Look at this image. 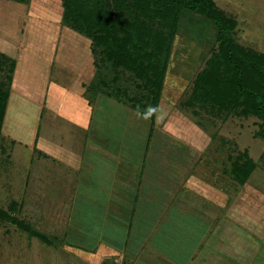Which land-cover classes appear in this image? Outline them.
I'll list each match as a JSON object with an SVG mask.
<instances>
[{"label": "rangeland", "instance_id": "1", "mask_svg": "<svg viewBox=\"0 0 264 264\" xmlns=\"http://www.w3.org/2000/svg\"><path fill=\"white\" fill-rule=\"evenodd\" d=\"M10 1L33 4V17L62 22V0ZM215 2L216 8L234 22V27L230 29L232 43L264 56V0ZM181 25L158 104L156 139L152 145V149L162 147L164 153L163 147H166L172 153L169 159L162 158L160 154L162 162L157 154L158 162L167 167L165 177L160 180L161 164L154 161L150 173L156 177L153 176L151 186L146 187L148 195L161 198L153 201V207L158 211L157 215L156 212L151 215V220L158 223V228L151 235L150 244L157 251L140 253V257H147L140 264L198 263L208 223L213 219L203 214V210L211 212L212 206L197 200L191 206L185 204V200L182 202L181 197H187L185 191H192L189 188L191 186L196 187L203 196L218 199L224 206L222 217L235 224V243L238 244V250L247 255L245 261H238H243L242 264H264V137L261 135L264 117L245 115L239 110L228 116L226 112L206 115L203 126L195 122L193 114L184 107L182 100L191 91L196 73L217 47L218 29L212 21L190 11L185 12ZM12 61L13 58L0 52V88L4 91H11L13 86L9 78ZM64 70L56 66L52 77L66 76ZM105 71L118 84L126 86L132 95L145 93L137 87L144 82L134 72L122 67H110ZM67 76L69 85L74 76L69 73ZM85 87L94 109L90 129H80L62 119V123H57L52 119L50 110L46 111L42 125V134L47 143L59 147L62 144L64 148L81 154L86 162L85 170L81 171H86L83 180L77 178L82 175L81 172L71 169L60 158L46 156L38 144L27 149L19 140H14L12 134L4 132L3 125L0 132V207L46 234L52 243L42 241L10 221L0 220V264H131L134 260L128 252L124 258L118 255L119 250L127 247L123 241L129 214L124 211L115 214L112 208L120 197L130 198L143 187L145 177L142 169L148 160L145 158L143 162L140 156H133L132 149L142 148L143 151L148 124L138 111L134 112L136 116L131 114L129 110L133 108L127 102L114 97L108 99L106 87L99 84V76L94 75L91 83H86ZM104 99L108 103L106 106L103 104ZM16 109L19 110V107ZM140 109L143 108L140 106ZM105 124L109 132L106 127L102 128L101 141L95 132L97 127ZM160 134L170 135L181 145L174 146L175 141L171 145L169 137L162 141ZM90 143L94 146L102 143L113 155H102ZM150 150L151 145L148 153ZM190 151L198 156L196 165L195 155ZM238 156L254 159L258 164L245 185L231 180L227 173ZM118 160L120 164H117ZM128 160L136 167V173L129 170ZM169 167L171 170H168ZM117 169L119 174L116 173ZM116 174L126 175V179L132 178L134 174V180L126 184L121 182L120 186L113 189L114 183L111 181ZM85 179L89 182H85ZM189 182L191 185H188ZM107 206H112V214L106 220ZM132 206L133 210L140 207L137 204ZM143 211V207L137 209L136 215L140 213L141 217ZM147 218H139L138 222H144ZM106 223L110 235L114 236V243L107 252H97L95 250L100 248L101 238H110L107 232L104 237L101 234ZM226 225L227 222L223 220L222 229ZM136 242L135 239L132 247H136ZM84 243H94L95 247L90 251L84 248ZM246 247L248 251L241 250ZM149 258L151 261H148ZM216 260L218 262V258Z\"/></svg>", "mask_w": 264, "mask_h": 264}, {"label": "crops", "instance_id": "2", "mask_svg": "<svg viewBox=\"0 0 264 264\" xmlns=\"http://www.w3.org/2000/svg\"><path fill=\"white\" fill-rule=\"evenodd\" d=\"M33 9V4L29 5L18 1L0 0V52L15 60V70L12 77L13 86L8 100L4 132L12 134L11 136L13 139L19 140L27 149L34 148L38 144V146L44 150L46 156L52 157L53 159H55V157L60 158L68 167L77 172H81L85 170L84 167L86 166V162L83 160L81 154L76 150L64 148L62 144H60L61 147H59L55 144L51 145L47 143L46 139H44V134H42V125L46 111L50 110L52 112V119H55L57 123H62V121H60V119H62L69 124L77 125L80 129L88 130L91 128L94 109L90 99L87 98L85 87L86 83H91V78L95 75L96 69L91 49V41L85 36L72 31L69 27L63 25L61 21L58 22L52 19L33 17L31 13ZM56 66L65 68L64 71H66V76L68 73L71 75L73 74L74 79H71L69 85H67L68 82H66V80L68 81L69 79L68 76L62 75L52 77L53 70ZM101 98L103 97L101 96ZM107 98L109 99L111 97L108 96ZM103 104H105L104 106L108 104L106 103V99L103 100ZM18 107L19 110L16 109ZM129 111L133 116H136L135 113L137 111L135 112L133 109ZM146 122L148 124V129L143 148L144 152L142 148L132 149L133 156H140L143 162L145 158L148 160V164L144 166L143 169L141 168L144 174L143 177H145L143 180V187L138 189L135 195H132L130 198L119 196L121 199L119 198L120 200L117 201L115 207L112 208V206H107L108 214L106 212V220L111 217V208L115 210L113 211L115 214H119V212L123 211L129 214L127 219L128 228H126L125 240L123 241V244L127 245V247H125V249L123 248L124 250H119L120 252H118V255L124 258L127 252V254H131L132 257H130L132 260L134 259L131 264H140V261L147 260V257H140V253L148 254L152 251H157V249L150 244V240L152 241L151 235H154L158 228V223L151 220V215H155V212L157 215L158 211H155L153 207L155 202L153 201L156 199L161 200V198L148 195L146 187L151 186V182L153 181L151 178L156 177L154 174L152 175L150 173V169L153 168V162L156 161V164H161L159 166L160 173H162L160 177L161 180L162 177H165L164 174L167 167L163 163L158 162V157L160 162H162L160 154L162 158L165 157V159H169L172 153V150L166 147H163L164 153L161 151L162 147L152 149L153 142L156 139V131H154L150 143L152 122L150 119H146ZM14 125L16 126L14 127ZM105 127L109 132L107 124L97 127V132H95L96 137L101 141L103 139L102 128ZM18 130H20L21 133H19ZM160 135L163 137V139H161L162 141L169 137L171 138V145L172 141L176 143L174 146L181 145L178 141L173 140L170 135ZM119 138L121 141L122 138ZM85 142H87V140H85ZM84 144L86 147L87 144ZM90 144L92 145L91 147H95L106 157L108 153L113 155L106 147L102 146V143L95 144V146L93 143ZM150 145L151 150L150 153H148ZM190 152L195 155V159L198 157L194 152ZM195 159L194 163L196 165L198 158ZM120 163L121 161L118 160L117 164ZM127 164L129 170L131 172L135 171L136 173V167H134L129 160ZM168 170H171L170 167ZM85 172H81L82 175L80 177L78 175L77 178L83 180L85 178ZM118 172L119 170L117 169L116 173ZM118 174H116L111 181L114 183L112 186L113 189H116L121 182L126 184L134 180V174H132V178L130 179H126V175ZM158 178L159 176H157V179ZM84 181L89 182V180L86 179ZM188 185H191V183L189 182ZM189 188L192 189V191H185L187 197H181L183 198L181 200L182 202L185 200L184 203L190 204L189 206H191L197 200L204 205L212 206L211 212H205L203 210V214H207L210 219H213L208 223L209 228L206 231L202 243L203 245L199 250L200 258L197 264H242L243 261H245L244 259L247 258V255L239 251L238 244L235 243L237 236L236 228L234 227L235 224L225 216L222 217L224 206L222 207L221 202L217 201L218 199L214 200L213 197L200 194L196 187L191 186ZM191 198L194 200H191ZM133 204L140 205L137 209L143 207L144 211L141 217L140 213L136 215L137 209L133 210ZM146 216H148L147 220L144 222L141 220V223L138 222L140 220L139 218ZM123 219L124 218H122V220ZM158 219L159 218H156V220ZM106 220L104 219V222ZM114 220L116 219L114 218ZM223 220L227 222L224 229H222ZM231 224H233V227H231ZM101 230L102 237H104V234L107 232L110 238H101V246L95 251L105 253L108 251L110 245L114 243V236L110 235L107 223ZM129 234L131 239H128ZM135 239L137 240L136 247H132V243H134ZM83 245L84 248L90 251L95 247L94 243H84ZM241 250L246 252L248 251V247L245 249L242 248ZM101 255L104 256L103 254ZM217 258L218 262L216 260ZM239 259H243V261L239 262ZM148 261H151V259L149 258ZM175 264L177 263L175 262Z\"/></svg>", "mask_w": 264, "mask_h": 264}, {"label": "trees", "instance_id": "3", "mask_svg": "<svg viewBox=\"0 0 264 264\" xmlns=\"http://www.w3.org/2000/svg\"><path fill=\"white\" fill-rule=\"evenodd\" d=\"M62 3V24L91 40L95 76L106 87V94L127 102L139 113L145 112L151 102L155 114L149 113L150 138L155 131L158 104L186 11L207 18L218 29L217 47L196 73L191 91L182 100L195 122L203 126L206 115L226 112L228 116L239 110L245 115L264 117V56L232 43L230 29L234 22L216 8L215 0H62ZM12 66L11 81L14 59ZM110 67L134 72L144 82L137 87L145 93L132 95L105 71ZM9 96L10 89L0 88V132ZM261 135L264 137V126ZM257 165L254 159L238 156L227 173L231 180L245 185ZM0 220L10 221L42 241L52 243L46 234L2 207Z\"/></svg>", "mask_w": 264, "mask_h": 264}, {"label": "clouds", "instance_id": "4", "mask_svg": "<svg viewBox=\"0 0 264 264\" xmlns=\"http://www.w3.org/2000/svg\"><path fill=\"white\" fill-rule=\"evenodd\" d=\"M149 113L155 114V110L152 108V106H148V108L145 110V112L140 113V115L143 118L150 119L151 117H150Z\"/></svg>", "mask_w": 264, "mask_h": 264}]
</instances>
